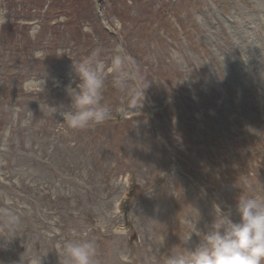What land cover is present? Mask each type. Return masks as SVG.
<instances>
[{
  "label": "rangeland",
  "instance_id": "obj_1",
  "mask_svg": "<svg viewBox=\"0 0 264 264\" xmlns=\"http://www.w3.org/2000/svg\"><path fill=\"white\" fill-rule=\"evenodd\" d=\"M85 1L76 21L64 2L0 0V264H66L78 239L94 264H165L214 205L264 196V0ZM118 45L145 98L126 110L108 88L103 124H61L74 63Z\"/></svg>",
  "mask_w": 264,
  "mask_h": 264
},
{
  "label": "clouds",
  "instance_id": "obj_2",
  "mask_svg": "<svg viewBox=\"0 0 264 264\" xmlns=\"http://www.w3.org/2000/svg\"><path fill=\"white\" fill-rule=\"evenodd\" d=\"M103 55L98 46L73 65L75 79L64 86L72 110L61 113V124L69 129L83 130L107 120L109 112L102 101L108 88L127 97L130 108L126 110L137 107L145 98L151 83L138 60L123 45L116 46L107 61L101 58ZM49 108L52 114L57 111ZM214 207L215 218L208 230L201 232L196 222L188 236H199V245L187 255L168 256L165 264H264V196L239 195L235 215L231 206ZM62 255L66 264H94L96 247L87 239L70 240L62 245Z\"/></svg>",
  "mask_w": 264,
  "mask_h": 264
},
{
  "label": "trees",
  "instance_id": "obj_3",
  "mask_svg": "<svg viewBox=\"0 0 264 264\" xmlns=\"http://www.w3.org/2000/svg\"><path fill=\"white\" fill-rule=\"evenodd\" d=\"M43 3H47L49 2V6L51 3L56 4L57 6H61L62 2H64L63 7H66V5L71 6V8H69L74 15L76 16V18H78L79 16H81L80 14H88V10L89 8L87 7V4H85L84 2H86L85 0H41ZM89 1V0H88ZM29 6H22L23 11H29L28 10ZM42 7V6H41ZM40 7V8H41ZM81 18L76 19V21H79ZM9 29L11 30V34L9 35L10 40L12 41V39L14 38V31H15V27L13 25L9 26Z\"/></svg>",
  "mask_w": 264,
  "mask_h": 264
}]
</instances>
